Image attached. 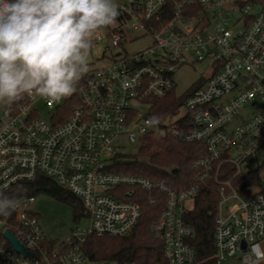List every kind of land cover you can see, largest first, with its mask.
Segmentation results:
<instances>
[{
  "label": "built area",
  "instance_id": "2783aa9c",
  "mask_svg": "<svg viewBox=\"0 0 264 264\" xmlns=\"http://www.w3.org/2000/svg\"><path fill=\"white\" fill-rule=\"evenodd\" d=\"M116 3L121 12L116 24L106 33L100 29L93 41L92 49L103 46L109 52L107 63L82 76L75 92L78 105L69 117L64 118L65 109L57 110L63 104L36 95L26 96L17 109L5 107L0 116V191L45 176L81 200L89 224L56 243L46 237L32 209L36 198L19 200L11 215L0 216V264H135L91 260L82 245L91 235H130L142 216L143 193L151 204L155 193L166 198L154 227L166 264H196L189 244L196 232L184 217L203 188H215L219 195L213 260L244 264L253 245L264 251V184L260 179L245 188L248 197L232 184L243 175V164L264 153V3ZM142 38L151 40L150 47L129 54L127 47ZM205 60L212 62L213 73L176 109L171 117L176 122L165 128L148 119L150 100L175 91V72ZM39 102L52 112L50 123L38 117ZM161 128L181 143L205 147L206 154L191 165L198 171L193 185L175 191L165 181L109 170L123 155L117 145L121 138L142 144L147 136L161 139ZM225 164L235 173L222 181ZM7 231L30 255L14 249L4 237Z\"/></svg>",
  "mask_w": 264,
  "mask_h": 264
},
{
  "label": "trees",
  "instance_id": "16d2710c",
  "mask_svg": "<svg viewBox=\"0 0 264 264\" xmlns=\"http://www.w3.org/2000/svg\"><path fill=\"white\" fill-rule=\"evenodd\" d=\"M264 3V0H255ZM79 83V82H78ZM201 87V86H199ZM198 87V88H199ZM196 90V89H195ZM195 90L182 97L173 91L164 99H151L147 118L165 127V122L174 115L180 104ZM26 102V96L14 102L8 109H17ZM78 105L75 93L71 95L57 110L65 109V116L73 112ZM167 128V127H165ZM206 154L205 147L199 143H181L170 136L161 139L145 137L137 156L119 155L109 170L120 174L140 175L152 181H165L175 191H182L195 183L197 170L191 168L192 163ZM235 169L225 164L220 180L232 179ZM260 180L258 171L238 176L232 184L239 193L248 197L250 192L245 188ZM5 195L17 201L29 197L48 195L64 203H68L81 211L85 216L82 202L67 189L59 186L54 180L39 175L36 180L20 184ZM156 203H150V195H141L142 216L137 227L125 237L88 236L82 245L85 255L91 260H117L135 264H166L163 244L155 236L154 227L160 220L166 206L165 195H154ZM219 202V195L215 188H203L200 196L195 200L193 207L185 215V221L194 227L195 236L189 244L196 253V264H216L213 260L215 253L214 223ZM76 213V211H75ZM3 216V215H0Z\"/></svg>",
  "mask_w": 264,
  "mask_h": 264
},
{
  "label": "clouds",
  "instance_id": "9594fccd",
  "mask_svg": "<svg viewBox=\"0 0 264 264\" xmlns=\"http://www.w3.org/2000/svg\"><path fill=\"white\" fill-rule=\"evenodd\" d=\"M121 15L116 0H0V102L73 95L89 71L95 34ZM17 202L0 191V215ZM253 245L244 264H264Z\"/></svg>",
  "mask_w": 264,
  "mask_h": 264
},
{
  "label": "rangeland",
  "instance_id": "374dc122",
  "mask_svg": "<svg viewBox=\"0 0 264 264\" xmlns=\"http://www.w3.org/2000/svg\"><path fill=\"white\" fill-rule=\"evenodd\" d=\"M116 24V23H115ZM103 33L107 32V29H102ZM151 40L149 38H142L138 42L131 44L127 47L129 54H135L148 47H150ZM109 56L103 46H99L95 49H91L89 55V69L100 68L104 66L107 61L105 57ZM212 62L205 60L203 62H194L183 65L173 75V80L176 85L175 93L178 97H182L189 94L199 86L204 85L206 80L212 75ZM62 98L56 101L57 104H64L67 98ZM6 105L0 102V116ZM38 111V117L45 119L47 122H51V111L45 107L43 102H39L36 105ZM176 122V118L173 117L165 122V127H170ZM167 132L165 128L157 129V137L164 138ZM117 145L119 151L124 156H137L141 148V143H130L126 138H121ZM250 171H258L260 176V184H264V153H258L254 161L245 163L241 167L243 175ZM34 212L38 215L40 224L46 234V237L56 243L62 242L77 228L83 229L88 226V219L81 214L72 205L64 203L58 199L50 197L48 195H40L36 197V201L32 206ZM76 211V213H75Z\"/></svg>",
  "mask_w": 264,
  "mask_h": 264
},
{
  "label": "water",
  "instance_id": "95a60500",
  "mask_svg": "<svg viewBox=\"0 0 264 264\" xmlns=\"http://www.w3.org/2000/svg\"><path fill=\"white\" fill-rule=\"evenodd\" d=\"M4 237H5V238L11 243V245L14 247V249H15L17 252H19V253H21V254H23V255H26V256L30 255V254H28V253L26 252V250L20 245V243L17 241V239L14 237V235H13L12 233H10V232L7 231V232L4 234ZM242 247H243V249H245V243H243Z\"/></svg>",
  "mask_w": 264,
  "mask_h": 264
}]
</instances>
